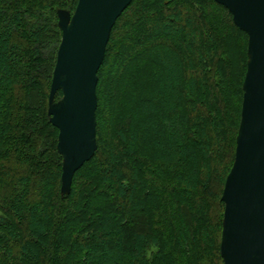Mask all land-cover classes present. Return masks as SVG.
Returning <instances> with one entry per match:
<instances>
[{
	"label": "trees",
	"instance_id": "trees-1",
	"mask_svg": "<svg viewBox=\"0 0 264 264\" xmlns=\"http://www.w3.org/2000/svg\"><path fill=\"white\" fill-rule=\"evenodd\" d=\"M77 1L0 0V264H223L247 34L215 0H131L97 72V150L62 194L47 103Z\"/></svg>",
	"mask_w": 264,
	"mask_h": 264
},
{
	"label": "water",
	"instance_id": "water-1",
	"mask_svg": "<svg viewBox=\"0 0 264 264\" xmlns=\"http://www.w3.org/2000/svg\"><path fill=\"white\" fill-rule=\"evenodd\" d=\"M248 36L246 72L234 160L225 178L220 255L223 264H264V0H215ZM131 0H78L59 8L61 40L47 115L58 129L62 194L97 150V72L110 31ZM62 95L56 99V94Z\"/></svg>",
	"mask_w": 264,
	"mask_h": 264
},
{
	"label": "rangeland",
	"instance_id": "rangeland-1",
	"mask_svg": "<svg viewBox=\"0 0 264 264\" xmlns=\"http://www.w3.org/2000/svg\"><path fill=\"white\" fill-rule=\"evenodd\" d=\"M118 111H120V110H118ZM109 141H112V139H109Z\"/></svg>",
	"mask_w": 264,
	"mask_h": 264
}]
</instances>
